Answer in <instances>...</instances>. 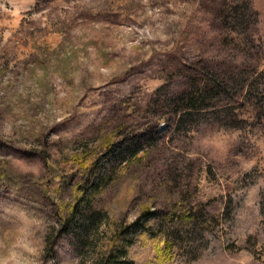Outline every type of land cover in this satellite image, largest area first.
<instances>
[{"label":"rangeland","instance_id":"obj_1","mask_svg":"<svg viewBox=\"0 0 264 264\" xmlns=\"http://www.w3.org/2000/svg\"><path fill=\"white\" fill-rule=\"evenodd\" d=\"M119 130L143 150L105 163L93 206L118 223L182 200L205 221L168 251L137 234L134 264H264V0H0V264H95L107 225L78 248L59 223L101 170L43 182Z\"/></svg>","mask_w":264,"mask_h":264},{"label":"trees","instance_id":"obj_2","mask_svg":"<svg viewBox=\"0 0 264 264\" xmlns=\"http://www.w3.org/2000/svg\"><path fill=\"white\" fill-rule=\"evenodd\" d=\"M246 4L249 6V1ZM205 93L204 88L197 96L193 95L191 89L178 93L176 95L178 102L184 105L178 112L179 118L199 109L207 110L203 105V102L206 101ZM225 107L230 108L232 105ZM259 116L261 118L262 114H259ZM119 131L117 135L109 138L101 145L98 154L94 153L93 156L90 151L81 154L73 162L67 161L68 163L65 169L61 171L55 187H52L53 183L50 180L46 179L43 182L45 193H49L51 189L62 191L71 184L73 173L69 172V167L74 171L91 173L89 174L90 177L95 174L94 172L97 169L101 170L97 177L92 181H88L86 185H82L81 189L79 185L75 187L77 192L75 200L66 211L60 213L59 223L60 232L71 234L78 248L93 245V237L101 225H107L109 234L106 233L105 236L104 251L95 258V264H134V260L130 256V248L137 241V234L147 239L152 249L158 251L163 247L168 251L178 242H186L195 238L197 226L203 225L205 222L203 209H184L182 200L168 211L159 212L146 207L140 211L132 222L118 223L115 221L114 223L109 222L107 213L93 206L94 196L112 179L108 173L109 171L104 169L105 163L108 161L133 163L137 159L138 153L143 150L140 140L136 142L135 136L126 138L124 135L127 133L123 134L121 130ZM129 139H131V142H128ZM147 143L152 144V141L148 140ZM261 196L264 199V191L261 192ZM55 237L56 234L49 240L47 238L50 249Z\"/></svg>","mask_w":264,"mask_h":264}]
</instances>
